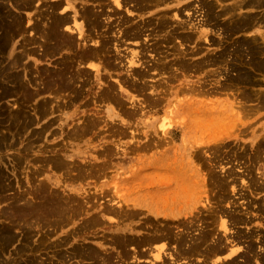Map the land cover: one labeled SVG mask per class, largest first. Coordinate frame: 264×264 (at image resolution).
I'll use <instances>...</instances> for the list:
<instances>
[{
  "label": "rangeland",
  "instance_id": "1",
  "mask_svg": "<svg viewBox=\"0 0 264 264\" xmlns=\"http://www.w3.org/2000/svg\"><path fill=\"white\" fill-rule=\"evenodd\" d=\"M208 1L216 4L215 20H210L208 8L202 6L201 0H174L169 4V9L181 10V18L198 28L183 33L193 35L196 41L184 42L178 38L162 49L169 56L168 60L174 62L173 68L166 73L152 71L149 80L159 88L153 92L154 97L148 92L149 97H166L162 106L153 105L151 98L125 84L119 88L124 105L106 99L103 93L107 85L116 84L126 75V72L110 68L103 71L102 85L96 77H83L75 84L76 92L54 88L38 93L41 80L38 69L54 71L60 66L59 61L69 59L73 51L64 49L45 56L41 29L50 17L47 7L39 5L36 16L30 22L28 10H20L10 1L4 3L5 13L0 11V45H5L0 49V264H91L92 259L72 258L74 248L84 246L118 255L119 248L111 242L112 235L120 232L116 227H127L123 233L140 234L143 229L139 225H143L144 219L114 216L102 209L108 203L120 201L129 207L125 209L134 210L132 199L137 194L133 186L141 178H149L147 174L152 168L146 166L144 160L157 153L156 149H139L162 138L161 118L171 123L170 131L176 135L178 144L185 132L188 133V142L202 141L199 147L203 149V156L201 160L194 158V161L203 173H209L211 167L222 176L234 173L237 181L233 182L231 178L228 198L235 205L233 208L242 211L240 214L256 212L255 204L261 201L264 192L256 193L251 185L252 175L247 169L254 162L238 155L244 148H249L251 153L256 152L257 145L264 140V103L260 102L259 94L255 99L247 98V92L264 93V72L249 64L251 56L243 55L241 61L234 55H227L218 63L217 56L223 51L224 42L228 41L231 44L257 40L264 45L261 40L264 38V7L238 10L235 17L256 16L260 19L258 23L263 25L231 33L224 29L223 23L235 18L222 16L217 22V10L230 6V2ZM163 7L166 9L167 6ZM16 15L23 18L25 31L15 34L13 41L6 45V24L12 22ZM33 25H37L36 31ZM84 26L86 30L88 25L84 23ZM154 42L152 37H145L142 45L129 40L122 49L128 53ZM227 47L234 49L231 45ZM180 51L186 53L187 60L194 66L183 70L177 64L182 56ZM160 56L146 51L144 60L152 64ZM239 62L243 63L242 67L238 66ZM82 65L86 67L87 64ZM144 66L138 63L134 68ZM244 71H248L255 82L238 80ZM15 77L25 84L24 88L14 87ZM194 91L203 93L199 96ZM186 95L215 104L218 109H227L233 117L226 123L195 127L197 118L189 112H178L175 106L172 107L173 112L166 111L168 100L175 105ZM46 100L49 106L44 105ZM87 126L84 134L71 137L74 129ZM217 143L222 146L218 153ZM174 145L172 143L170 147ZM53 156L69 161L72 173L48 166L45 159ZM254 166L253 174L263 180L264 156L258 165L261 168L257 169L256 164ZM145 168L146 173L143 172ZM92 172L96 175H90ZM208 190L211 196L209 207L199 204L196 212L181 217L194 219L191 217L195 213L198 215L213 210L212 206L218 202L217 186L212 189L210 184ZM54 192L65 199L72 198V203L75 201L74 207L79 210L76 218L56 223L58 214L52 213L53 208L47 201V195ZM111 199L115 202L111 203ZM32 205L40 207V212H30ZM26 214H29L28 218H19ZM95 218L98 222L88 226L87 223ZM252 228L261 229L264 234V218L258 219L255 225L239 224L233 227V231L249 232ZM244 245L240 243L234 248L243 249ZM59 251L65 253L63 259ZM152 252L154 254L156 250L152 249ZM146 258L152 259V256ZM228 259L231 257L220 255L215 264H223ZM141 264L149 262L141 261Z\"/></svg>",
  "mask_w": 264,
  "mask_h": 264
},
{
  "label": "bare ground",
  "instance_id": "2",
  "mask_svg": "<svg viewBox=\"0 0 264 264\" xmlns=\"http://www.w3.org/2000/svg\"><path fill=\"white\" fill-rule=\"evenodd\" d=\"M9 1L13 2L20 10H28L27 16L30 18V22L36 16L39 5L47 7L50 17L46 26L41 29L45 56L64 49L73 51L69 59L59 61L60 66L54 71L38 69L41 76L38 93H46L54 88L57 91H62L65 88L76 92L75 84L80 79L96 77L102 81L104 78L103 71L110 68L116 72H126V75L118 79L116 84L107 85V90L103 93L106 99L123 104L119 88H122L124 84L148 97L150 91L151 96L154 97L153 92H156L159 87L149 80L152 71L170 72L174 64L168 60L169 56L162 50L164 46L169 47L178 38L184 42L196 41L193 35H184L183 33L184 31L188 33L187 30L198 27L181 18V10L177 12L169 9L171 8L169 4L174 0H0L2 13H5L4 3H9ZM201 2L204 8L205 6L208 8L210 20H215V2L208 0H201ZM218 2H230V6H223L220 11L217 10V22L222 16L235 18L223 23L227 32L234 33L240 29H251L263 25L258 23L260 19H257L256 16H235L238 10L263 8L264 0H217ZM165 5L167 7L163 9ZM84 23L88 25L86 30ZM11 26L14 31H10ZM6 28L7 45L13 41L15 34L25 31L23 18L20 15L14 16L13 21L6 24ZM36 29L37 25H33V30L36 31ZM145 37H152L155 42L152 45L143 44V48L136 51L133 49L128 53L122 49L129 40L134 43L141 42L142 45ZM261 40L264 41V38ZM30 42H34V40L30 39ZM228 42L230 43V41ZM228 42H224L223 51L219 57L217 56V63L221 59H225L227 55H234L235 59L241 61L242 56L246 55L251 56L249 64L264 72V57H261L264 54V45L257 40L236 41L231 44ZM218 44L222 45V43ZM227 45L233 46L234 49L231 50ZM244 45H248L249 48H245ZM4 47L5 45H0V49ZM124 51L127 54L123 53ZM146 51L156 52L161 56L150 64L149 61L144 60ZM180 54L182 56L178 58L177 64L183 70L194 66L187 60L186 53L180 51ZM138 63L142 66L145 64V66L134 68ZM82 64L87 65L84 67ZM242 65V62L238 63L239 67ZM238 80L249 83L251 80L255 82L248 71L242 72ZM13 81L15 88L25 87V84L19 82L18 77H15ZM101 81L99 83L102 85L103 81ZM193 93L200 96L203 92L194 91ZM258 94L260 95V102L264 103V93L247 92V98L255 99L259 96ZM32 95L35 97V94ZM187 95L185 98L176 101L175 105L174 102L168 100L166 111L173 112L172 107L175 106L174 108L178 112H189L191 116L197 118L195 127L226 123L233 117V114L227 109H218L215 104ZM153 97L149 98L152 99V104H157V106H162L167 100L162 95L158 98ZM44 103V105L49 106L47 100ZM44 111L47 112V109ZM167 116L168 114L165 117ZM159 123H161L164 132L162 133L163 136H160L162 138L157 141L153 140L152 143L143 145L139 149V151L156 149L157 153L144 160L145 165L152 168L153 175L150 172L147 174L149 178L142 179L140 177V181L136 186H133L137 194L132 199L134 210H127L125 207L128 209L129 207L125 206L124 202H115L112 199L109 201L115 203H108L102 209V211L114 216H136L144 219L143 225H139L143 229L142 233H123L127 227H116V230L120 232L112 235L111 242L119 248L118 255L113 254L112 251H99L95 247L84 246L74 248L72 258L92 259L91 264H128V259H138L136 249L145 247L151 250V254L148 255L147 252L141 254H143V258L152 256V259L146 258L151 260L149 264H169L167 260L169 254L165 257V253H167V248H170L169 246H174L175 250L170 253L171 257H174V264H180L179 262L183 260H186L187 264H211L213 262L210 259L220 255L231 257V259L226 260L225 263L227 264H264V234L262 230L252 228L249 232L233 231V227L239 224L255 225L258 219L264 218V197L261 198L260 202H256V212L250 211V214L248 212V214H240L242 211L233 208L235 205L232 204V201H228L231 178L233 182L237 181V177H233L234 173L230 172L228 175L222 176L215 172L214 167H211L209 173H203L194 161V158L201 160L203 156V149L199 147L202 141L188 142V133L185 132L182 135L181 143L178 144L176 135L170 131L171 123L162 118ZM88 126L80 130L74 129L71 137L76 138L78 135L84 134ZM187 130L190 131L191 129L187 128ZM172 143L175 145L171 148ZM257 146L256 152L251 153L249 148H244L238 156L254 162L253 164H256L257 169H259L261 167L258 165L264 156V140ZM221 148L222 146L217 143V153ZM45 161L52 168L65 170L67 174L72 173L71 163L60 156L49 157ZM252 166L247 169L248 173L252 175L251 185L256 193L264 192V178L261 180L255 176L253 174L255 166L254 168ZM146 170L147 168L143 172L146 173ZM96 172H92L93 174L90 173V175L95 176ZM209 176L212 189L217 186L216 198L218 202L217 205L214 203L213 210L210 209L204 218H207L213 227H216L217 223V238H215V230L204 232L200 230L199 234L195 233L194 230L197 227L200 229L197 224L201 218L199 214L195 213L191 217L194 219L181 217L196 212L199 204L202 207H209L208 201L211 197L208 190ZM69 177L71 176L69 175ZM233 189L235 191V187ZM47 201L53 208L52 213L58 214L55 218L56 223L68 222L76 218L79 210L74 207L76 203L75 201L72 203V198L65 199L58 192H54L47 195ZM128 206L131 207L132 205L128 204ZM30 208V212L34 214L40 212V207L36 205H32ZM28 215H20L19 218L25 219L28 218ZM97 222L98 218H95L89 221L87 225L92 224L91 226H93ZM240 243H245L243 249L242 247L234 248ZM152 249L156 250L154 254ZM59 254L63 259L65 253L59 251ZM198 256L201 257V260L196 259ZM213 261L217 262L216 259ZM225 263L223 262V264Z\"/></svg>",
  "mask_w": 264,
  "mask_h": 264
},
{
  "label": "flooded vegetation",
  "instance_id": "3",
  "mask_svg": "<svg viewBox=\"0 0 264 264\" xmlns=\"http://www.w3.org/2000/svg\"><path fill=\"white\" fill-rule=\"evenodd\" d=\"M208 213H199V215H200V221H198L197 222V224L199 225V227H200V229L197 227L194 231H195V233H197V234H199L200 233V230H203V232L204 231H212V230H215L216 232H215V238H217V225H216V227H213L212 225H210V221H208V219L207 218H204L205 217V215H207ZM193 231V232H194ZM170 248L168 249L167 248V253H165V257L169 254V256L167 257L168 259V261H169V264H174V257H171V254L170 253H173V251L175 250L174 248V246H169ZM136 251H137V257H138V259H131V260H129V261H127L128 262V264H141V261L142 262H150L151 260H148V259H145V258H143L142 256H143V254H141V253H143V252H147L148 253V255H150L151 254V250H149L148 248H145V247H143V248H138V249H136ZM197 260L199 259V260H201V257L200 256H198L197 258H196ZM217 260V257L216 258H214V259H210V261L211 262H213V263H211V264H215L216 262H214L213 260ZM139 260V261H138ZM180 264H187V261L186 260H183V261H180L179 262ZM194 264H196V263H194Z\"/></svg>",
  "mask_w": 264,
  "mask_h": 264
}]
</instances>
